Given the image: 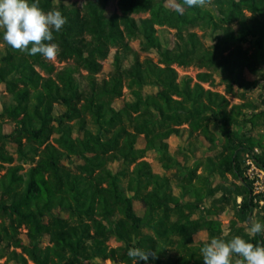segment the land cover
<instances>
[{
	"label": "trees",
	"instance_id": "1",
	"mask_svg": "<svg viewBox=\"0 0 264 264\" xmlns=\"http://www.w3.org/2000/svg\"><path fill=\"white\" fill-rule=\"evenodd\" d=\"M108 2L87 0L81 7L74 2L39 0L42 10H60L67 19L59 32L53 30L52 42L59 45L58 60L71 59L70 63L57 68L39 54L29 56L8 45L2 54L0 84H7L13 102L0 101V141L10 136L21 162L15 164V156L2 146L0 170L5 172L0 174V214L8 216L9 222H0V257L7 254L18 264H30L28 257L35 264H85L97 256L117 262L122 247L107 244L111 230L102 222L106 219L119 240L130 244L137 239L141 249L156 252L157 264H203L196 247L189 244L195 233L205 229L210 240L226 242L235 236H222L219 219L198 220L184 212L186 204L173 194L170 179L153 171L144 156L151 149L167 154L165 139L182 129L188 135L198 130L213 142L210 127L217 124L220 151L208 157L204 170L213 177L231 175L233 180L223 190L241 196L238 216L248 225L264 193H254L243 175V154L259 146L256 158L264 166V130L252 132L255 126H264V91L259 104H230L225 94L204 87L203 72L194 80L190 74L180 75L175 64L217 71L233 88L257 86L256 78L247 79L245 72L254 74L264 68V0H211L203 8L185 6L183 15L165 0H118L119 11L106 13ZM140 12L147 14L133 15ZM162 27L175 30L173 46L160 32ZM138 37L141 50L157 52L156 60L147 54L140 57L131 46L130 41ZM205 38L212 43L206 45ZM113 46L111 73L99 79L101 59ZM80 69L88 72L82 76L85 85ZM146 84L159 89L145 92ZM123 88L131 99L113 109L112 101L123 95ZM56 101L65 106L61 113L55 112ZM248 108L253 111L247 113ZM5 117L17 124L10 135L3 130ZM185 123L187 128L182 126ZM234 124L247 128L237 132ZM140 134L145 144L134 146ZM72 155L84 163L72 167L63 162ZM115 160L122 163L121 168L112 169L110 163ZM27 161L32 164L23 170ZM200 165L178 182L197 206L205 199L208 182L205 173L196 172ZM136 197L147 206L143 215L134 211ZM58 207L67 215L55 214ZM256 221L264 225V216ZM143 225L151 231L141 230ZM22 226L27 228L29 243L19 235ZM47 234L51 243L43 247L41 240ZM240 234L264 246V235ZM11 245L22 251H9ZM168 246H178L182 253L164 259L161 256ZM122 260L132 262L127 253Z\"/></svg>",
	"mask_w": 264,
	"mask_h": 264
},
{
	"label": "rangeland",
	"instance_id": "2",
	"mask_svg": "<svg viewBox=\"0 0 264 264\" xmlns=\"http://www.w3.org/2000/svg\"><path fill=\"white\" fill-rule=\"evenodd\" d=\"M57 4L61 2H74L83 7L87 0H55ZM165 3L168 7H171V0H165ZM119 5H118V0H109L107 4V9L106 13H110L111 11H119ZM146 12H140V13H133L135 17L140 16V15H146ZM195 30L199 32L201 35L203 32L199 30L198 27H193ZM96 29V26H94L93 31ZM160 32L162 35H165V39L168 43V45L173 46L174 42L176 40V32L174 29H170L167 27H162ZM206 45H210L212 43L211 40L209 39H204ZM131 46L136 50L139 51L140 57H143L144 55H150L154 60L157 59L158 54L155 50L151 49L148 51H143L141 50V44H140V38H135L134 40L130 41ZM245 47H248L247 45H244ZM5 47H7V44L3 41V38H1L0 35V60L2 57V54L5 51ZM116 49V47H112L109 50V53L107 57L101 59V69L98 71L97 75L98 78L101 79L103 77H108L111 73L113 64V52ZM72 62L71 59H68L66 61H60L58 58L52 62L57 68L63 66L65 63H70ZM124 64H128V61H125ZM175 67L177 71H179L180 75L183 74H190L194 80H198V73L203 72L205 74V80L201 81V83L204 85L205 88H209L212 90H218L219 92L225 94V96L228 98L230 104L237 102L243 103L247 101H251L252 103L259 104V97L262 91H264V71L263 67L260 68L262 72L254 73L251 74L250 72L246 71L245 72V77L249 80H254L256 78L257 81V86H255L252 89L248 90H243L242 88L238 87H232L230 83L222 78V75L219 74L217 71H212L208 70L205 68H199L196 65H187V66H182V65H176ZM12 72H15V68L12 66L11 67ZM79 78L81 79L83 85L86 83V79L82 77L83 75H87L88 72L84 69L79 70ZM43 73V72H42ZM7 84L2 83L0 84V101L1 102H6V103H12L13 100L11 98L10 93L7 90ZM157 89H159L158 85L155 84H146L144 86V91L145 92H155ZM131 99L127 88H123V95L121 97H116L112 101V108L113 109H120L124 105L128 103V101ZM65 110V106L61 104L60 102H55V112L61 113V111ZM247 111V113H250L253 111L252 109H244ZM2 111V104H0V112ZM4 126L3 130L4 133L7 135H10L11 132L14 130L15 126L17 125L15 121H13L9 117H5L4 119ZM182 126L188 127V124L185 123ZM236 129L237 132H241L246 126H242L240 124H234L233 125ZM210 131L212 132V137L214 138V141L211 142L207 137H205L201 132L194 131L192 135H188L186 129H182L180 133H172L170 134L165 141L168 144V153L163 154L162 151L158 149H151L148 150L144 158L150 161L152 170L157 172L160 175L166 176L170 179L171 181V189L173 191V194L176 196H179L182 200L183 203H185V209L184 212H190V216L193 218H196L198 220H203V219H219L221 221V229L222 231V236L227 237V236H241L244 233H248L246 231L248 225L247 221H242L240 217L238 216V211H239V203L241 196H236L234 197V192L232 191L231 193L228 191L223 190V185L229 186L230 183L229 181L233 180L231 175L227 173V177L223 178L220 176H211L208 174V172L204 169H206V166L209 162L208 157H213L217 152L220 151V142H221V135L219 133V127L217 124L212 125L210 127ZM264 126H255V128L252 130V132H258V131H263ZM57 135L56 133L52 136L54 137ZM52 140V138H51ZM4 142L2 143L0 141V156H1V148L2 146L5 148L7 152L10 154L14 155L16 160L15 164L18 162H21L19 158V152H17V145L12 141L10 136H7L3 140ZM145 144V139L143 134H140L136 137L135 145L134 146H144ZM258 149L260 150V147L257 146ZM261 151V150H260ZM1 158H0V163H1ZM63 162L70 164L72 167H76V165H81L83 164V160L78 158L76 155H72L71 158H66L63 160ZM201 164L198 169H196L197 174L199 173H205V175L208 177V182H207V187L204 189V195L205 199L203 202L199 203V206L195 205L194 202V197L190 196L189 194H184L183 190H181V187L179 186L178 182L179 180L185 178L186 176L189 175V170L193 169L196 164ZM25 166L23 170H26L29 166H31L32 162L27 161L24 162ZM168 164V165H166ZM7 166L10 165V163H6ZM110 166L112 169H119L122 167V163L118 160L112 161L110 163ZM134 164L131 166L133 168ZM5 172V169L0 170V174H3ZM214 182L211 186L209 183ZM237 182V181H236ZM218 185H217V184ZM122 186L125 187L126 182L125 180L122 181ZM133 192L128 191V195H132ZM225 196V197H224ZM241 199V200H240ZM260 203L262 204L256 211H254L252 218H255L257 220V217H260V215L264 216V198L260 200ZM187 204H190L188 206ZM145 208H147L145 202L139 198L136 197L134 199V211L138 215H143L145 212ZM54 213H58L60 215L66 216L67 212L64 211L62 208H56L54 210ZM114 216H119V215H114ZM97 218H100V216H96ZM176 218V214L171 217L172 220ZM6 222L8 224V216H5L3 214H0V222ZM102 222L105 224L106 228L110 227L106 242L109 246H116L122 247V249L118 252V259L116 260L117 262H114L113 260L109 258H101L97 256L95 259L85 262V264H127L125 263L122 258L126 253H128V250L131 248H140L139 246L136 245V240L131 242L130 244L119 240L116 234V230L112 223H110L106 219H102ZM141 230L143 231H151V229L148 226H141ZM19 235L23 238V240L27 243L30 242V237L28 235L27 228L25 226L20 227L19 230ZM93 231V229H92ZM240 231V233H239ZM95 232V231H94ZM197 237V241L195 243L190 242L189 244L191 246L196 247L197 253L202 257L201 254V247L203 246V242L205 241H210V234L208 230L205 229H200L197 233L194 234ZM51 243L50 241V236L47 234L45 235L42 240L41 244L43 247L49 245ZM16 251H22L21 247L15 248L13 245L9 247V251L12 250ZM182 253V250L178 246H168L165 248L164 254L161 256L162 258L166 259L169 256H176ZM26 257H28L26 255ZM238 257L233 256V264L234 261ZM28 262L30 264H35L29 257H28ZM75 262L78 263L76 260ZM19 263V262H18ZM16 261L9 259L8 255H4L3 257H0V264H18ZM129 264H132L129 263ZM140 264H157L155 259H149L147 262H142Z\"/></svg>",
	"mask_w": 264,
	"mask_h": 264
},
{
	"label": "clouds",
	"instance_id": "3",
	"mask_svg": "<svg viewBox=\"0 0 264 264\" xmlns=\"http://www.w3.org/2000/svg\"><path fill=\"white\" fill-rule=\"evenodd\" d=\"M211 0H171L172 10L183 15L185 6L203 8ZM67 23L66 17L57 9L47 12L39 7V0H0V32L3 41L13 50L29 56L41 55L45 60L54 62L59 54V45L53 43V30L59 32ZM250 236L264 235V225L250 217L246 229ZM197 237L193 236V243ZM203 264H233V256L238 257L234 264H264V246H257L241 236L230 241L212 238L203 242L201 247ZM127 255L132 264L147 262L149 257L157 259L156 252L131 248Z\"/></svg>",
	"mask_w": 264,
	"mask_h": 264
},
{
	"label": "built area",
	"instance_id": "4",
	"mask_svg": "<svg viewBox=\"0 0 264 264\" xmlns=\"http://www.w3.org/2000/svg\"><path fill=\"white\" fill-rule=\"evenodd\" d=\"M258 152H260V150L257 146H254L252 150L247 149L243 154L245 167L243 175L251 181L254 193H264V166L261 165L256 158Z\"/></svg>",
	"mask_w": 264,
	"mask_h": 264
},
{
	"label": "crops",
	"instance_id": "5",
	"mask_svg": "<svg viewBox=\"0 0 264 264\" xmlns=\"http://www.w3.org/2000/svg\"><path fill=\"white\" fill-rule=\"evenodd\" d=\"M241 199H242V198H241ZM241 199H240V200H241Z\"/></svg>",
	"mask_w": 264,
	"mask_h": 264
}]
</instances>
